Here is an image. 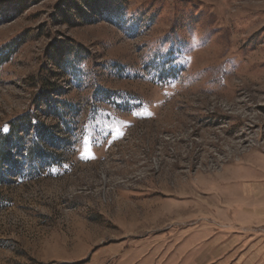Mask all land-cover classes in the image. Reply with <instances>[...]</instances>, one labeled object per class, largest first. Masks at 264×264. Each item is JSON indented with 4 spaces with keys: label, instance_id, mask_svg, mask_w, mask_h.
<instances>
[{
    "label": "rangeland",
    "instance_id": "374dc122",
    "mask_svg": "<svg viewBox=\"0 0 264 264\" xmlns=\"http://www.w3.org/2000/svg\"><path fill=\"white\" fill-rule=\"evenodd\" d=\"M90 1L0 0V264H264V0Z\"/></svg>",
    "mask_w": 264,
    "mask_h": 264
},
{
    "label": "trees",
    "instance_id": "16d2710c",
    "mask_svg": "<svg viewBox=\"0 0 264 264\" xmlns=\"http://www.w3.org/2000/svg\"><path fill=\"white\" fill-rule=\"evenodd\" d=\"M89 2V4L91 3L90 0H84ZM78 4V3H76ZM75 11L74 12H68L64 15L65 18H68L67 20H69V18L71 16H73L74 14H78L79 18H83L84 13H79L78 10H80L81 6L77 5L75 6ZM27 33H23L21 35L16 36L15 38H13L9 43H7L5 46H3L0 49V65L8 60H10V58L19 50V48L26 42L27 40ZM78 49V48H77ZM72 50V47H71ZM55 53H58V50L54 51ZM54 53V56H55ZM77 53V52H76ZM75 53V55H76ZM71 54V53H70ZM54 60V59H53ZM56 64H59L60 61H56L54 60ZM40 91L41 92H45L48 91L52 88V85L50 84L49 80H48V76L47 75H40ZM40 107L42 105H47L48 109H50V107H53L52 110L57 111V116L59 119H61L62 122H64L66 125H68L71 121H70V117H69V113L67 111L68 109V105L64 104V106L58 110V108L56 106H51L48 103V99L43 101L42 103L40 102L38 104ZM57 109V110H56ZM26 125H28L29 128L33 127L35 129V137L32 141V143L28 146H26V148L24 147L25 145V139H22V130L20 131V129L18 128V126L14 123V125H12V123H10V127L8 129V131L6 132H1L0 131V168H2V165L4 164V162H6L4 165H9V167H12L14 169H16V167L19 164L18 161V154L21 152H24L26 155V158L29 162H32L41 159V158H51V160L53 159V154L54 152L50 151V149H48V146H51L52 144H57L60 139L58 137V135H56L54 127H50L49 125H46L45 123H43L42 121H40L39 119L35 118H31L27 116L26 121L24 122ZM21 125V123H20ZM19 130V131H18ZM22 136V137H21ZM24 143V144H23ZM48 147V148H47Z\"/></svg>",
    "mask_w": 264,
    "mask_h": 264
},
{
    "label": "crops",
    "instance_id": "0c3cea01",
    "mask_svg": "<svg viewBox=\"0 0 264 264\" xmlns=\"http://www.w3.org/2000/svg\"><path fill=\"white\" fill-rule=\"evenodd\" d=\"M248 194L253 195V196L259 195V194H260V196L264 195V180H263V182H260V184H258V186L254 185V188L252 190L249 189Z\"/></svg>",
    "mask_w": 264,
    "mask_h": 264
}]
</instances>
